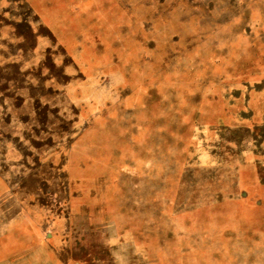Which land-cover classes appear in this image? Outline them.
<instances>
[{"label":"rangeland","instance_id":"rangeland-1","mask_svg":"<svg viewBox=\"0 0 264 264\" xmlns=\"http://www.w3.org/2000/svg\"><path fill=\"white\" fill-rule=\"evenodd\" d=\"M0 264H264V0H0Z\"/></svg>","mask_w":264,"mask_h":264}]
</instances>
